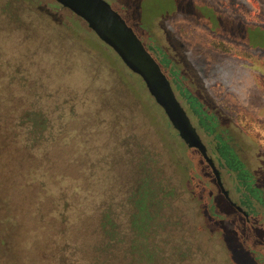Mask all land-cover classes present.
I'll use <instances>...</instances> for the list:
<instances>
[{
	"label": "rangeland",
	"instance_id": "obj_1",
	"mask_svg": "<svg viewBox=\"0 0 264 264\" xmlns=\"http://www.w3.org/2000/svg\"><path fill=\"white\" fill-rule=\"evenodd\" d=\"M107 1L159 63L242 209L82 17L57 0H0V180L18 207L0 264H118L110 238L137 245L140 264H249L245 249L262 264L264 0ZM141 184L144 212L129 198Z\"/></svg>",
	"mask_w": 264,
	"mask_h": 264
},
{
	"label": "water",
	"instance_id": "obj_2",
	"mask_svg": "<svg viewBox=\"0 0 264 264\" xmlns=\"http://www.w3.org/2000/svg\"><path fill=\"white\" fill-rule=\"evenodd\" d=\"M82 17L88 26L122 58L125 64L140 74L148 90L164 108L172 124L189 146L197 147L212 167L217 183L236 208L241 210L223 185L220 172L213 158L192 124L186 110L177 99L171 83L159 63L145 47L134 29L107 0H57Z\"/></svg>",
	"mask_w": 264,
	"mask_h": 264
},
{
	"label": "trees",
	"instance_id": "obj_3",
	"mask_svg": "<svg viewBox=\"0 0 264 264\" xmlns=\"http://www.w3.org/2000/svg\"><path fill=\"white\" fill-rule=\"evenodd\" d=\"M194 13L196 15H199V13L195 12ZM205 15L204 13H200V16ZM211 15V14H209ZM207 22L205 21V23H207V25H209V27L212 28H216L217 25H219V23L217 22L216 19H213V17H208ZM217 30V29H215ZM224 30L229 31L230 29L227 27H224ZM234 31V30H233ZM235 33V31H234ZM242 33V31L240 32ZM236 35V34H234ZM239 38H243L245 39V37L241 36H236ZM34 168H30V170H34ZM7 181L4 180H0V247H3V245L5 243H7V237L6 235L2 234V233H6V230L9 229L10 225H16L15 222V216H17V210L18 207L15 205V203L13 202V198L11 197V193L9 191L8 185L6 184ZM144 188V189H142ZM61 190V189H60ZM61 194L64 195L65 191L61 190ZM135 193V192H134ZM134 193H132V195L129 196L130 199H133L132 203L134 206V209L138 208L139 212H144V210L147 208V203L149 201V194H148V190L147 188H145L143 186V184L140 185V187H138V192L137 194H139V196L137 198H135ZM33 194H36V192H33ZM47 194L53 195L51 193V190H48ZM65 203V201L63 202ZM66 204V203H65ZM61 209V208H60ZM149 217V215L147 213L142 215V221H138V214L134 215L132 224H134V230L132 231V235L133 236H138L141 235L143 232V228H144V221L146 220V218ZM140 219V218H139ZM147 223V222H146ZM145 223V224H146ZM101 228H102V221H101ZM106 235H108V232H105ZM146 233V232H145ZM111 241L107 240V246L109 247V255L112 257H117L118 258V264H140L138 257H137V251L139 248H137V245L133 244L131 246H124L121 244H117L114 242L113 238H110ZM229 248L233 251V254L236 255V248L234 247V245L229 246ZM142 251L139 254H142ZM145 253V252H144ZM147 254V253H146ZM244 255L246 256V258H249V264H252L253 260L255 259V257H257L255 250L253 249H245L244 250ZM262 264H264V259H262ZM113 264V262L111 263ZM146 264H153L151 261L150 262H146Z\"/></svg>",
	"mask_w": 264,
	"mask_h": 264
}]
</instances>
